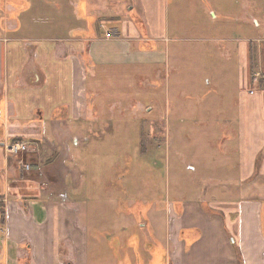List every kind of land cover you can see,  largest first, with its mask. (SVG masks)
Segmentation results:
<instances>
[{
  "label": "crops",
  "instance_id": "0c3cea01",
  "mask_svg": "<svg viewBox=\"0 0 264 264\" xmlns=\"http://www.w3.org/2000/svg\"><path fill=\"white\" fill-rule=\"evenodd\" d=\"M168 7L169 0H0V264H95L75 193L73 165L82 163L70 146L97 131L102 81H113V72L141 68L140 78L156 89L154 82L179 62L180 54H169L176 35ZM222 36L204 40L220 41V57L228 61ZM255 40L236 47L232 101L215 87L190 95L175 88L172 100L166 90L164 103L175 112L168 124L184 129L186 119L176 116L189 109L191 124L206 123L213 130L207 137L220 135L224 143L218 175L211 161L195 164L207 166L202 173L203 166L191 167L207 183L167 213V264H264V82L251 80L245 45ZM257 59L264 78V41ZM11 140L26 141L27 151L6 155L3 144Z\"/></svg>",
  "mask_w": 264,
  "mask_h": 264
},
{
  "label": "rangeland",
  "instance_id": "374dc122",
  "mask_svg": "<svg viewBox=\"0 0 264 264\" xmlns=\"http://www.w3.org/2000/svg\"><path fill=\"white\" fill-rule=\"evenodd\" d=\"M254 2L260 5L261 19ZM222 4L227 9L220 10ZM168 16L169 30L176 35L169 54H180L179 62L170 66L166 79L154 82L156 89L141 79L145 76L141 68L133 74L132 69L129 74L120 68L113 72V81H102L98 132L84 135L75 149L70 146L82 163L73 165L79 175L75 193L81 215L86 216L87 256L95 264H143L147 259L167 264V213L193 198L202 188L197 184L207 183L191 167L203 166L202 173L207 166L195 164L211 161L217 167L215 174L221 171V136L207 137L213 130L204 122L203 128L191 124L189 118L195 117L189 109L176 116L186 119L184 129L168 124L166 118L175 112L174 106L164 103L166 90L170 89L172 100L175 88L190 95L215 87L217 93L226 89L233 99L238 72L235 50L245 39H257L245 43L250 78H257L259 87L264 82L257 67V51L264 41L260 31L264 27L259 26L264 21V0H169ZM194 21L195 29L190 26ZM212 33L228 39L223 42L230 50L228 61L220 57V41L204 40ZM200 114L209 119L205 110Z\"/></svg>",
  "mask_w": 264,
  "mask_h": 264
},
{
  "label": "built area",
  "instance_id": "2783aa9c",
  "mask_svg": "<svg viewBox=\"0 0 264 264\" xmlns=\"http://www.w3.org/2000/svg\"><path fill=\"white\" fill-rule=\"evenodd\" d=\"M110 35H111L110 32L106 33V37H109ZM247 94L252 95L253 90L247 91ZM27 149H28L27 142L22 140H11L3 144V150L6 155H13L18 157L19 155L26 152ZM24 167L25 169L29 168L28 164H24Z\"/></svg>",
  "mask_w": 264,
  "mask_h": 264
},
{
  "label": "trees",
  "instance_id": "16d2710c",
  "mask_svg": "<svg viewBox=\"0 0 264 264\" xmlns=\"http://www.w3.org/2000/svg\"><path fill=\"white\" fill-rule=\"evenodd\" d=\"M2 221H3V211L1 210V212H0V222L2 223Z\"/></svg>",
  "mask_w": 264,
  "mask_h": 264
}]
</instances>
